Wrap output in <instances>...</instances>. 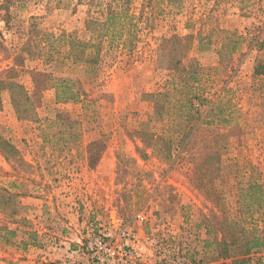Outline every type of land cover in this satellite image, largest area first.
<instances>
[{"label":"rangeland","instance_id":"rangeland-1","mask_svg":"<svg viewBox=\"0 0 264 264\" xmlns=\"http://www.w3.org/2000/svg\"><path fill=\"white\" fill-rule=\"evenodd\" d=\"M32 17L62 44L67 37L90 41L112 25L91 76L82 64L71 71L50 67L83 83L88 96L82 102L57 103L55 91L38 76L47 67L20 53ZM0 33V79L18 81L31 93L40 90L36 118H26L23 108L19 115L10 91L2 94L0 134L19 155L7 159L0 153V264H53L43 255L49 244L43 238L53 232L39 239L36 230H61L72 204L97 223L122 220L131 251L145 255L141 264H232L219 257L209 204L189 184L182 164L169 159L162 141L146 147L140 132L158 108L156 94L172 78L167 66L177 45L165 41L180 36L188 55L206 69L205 94L225 93L220 103L227 121L214 119L203 133L221 146L219 185L227 191L228 184L252 179L264 184V84L254 77L264 61L258 47L264 0H0ZM198 142L195 153L203 146ZM31 199L53 203L60 219H28L24 204ZM30 245L42 251L32 253L34 259ZM248 259L246 264H262L264 247Z\"/></svg>","mask_w":264,"mask_h":264},{"label":"trees","instance_id":"trees-1","mask_svg":"<svg viewBox=\"0 0 264 264\" xmlns=\"http://www.w3.org/2000/svg\"><path fill=\"white\" fill-rule=\"evenodd\" d=\"M111 19L114 17L111 16ZM31 20L28 42L20 49V53L31 61L42 62L47 67L38 76L45 77L47 86L55 91L57 103L82 102L88 96L81 88L82 82L66 74L57 75L50 67L59 64L71 71L72 66L78 67L82 64L83 72L86 76H91V72L101 61L102 37L107 36L112 25L107 24L105 33L93 36L90 41L67 37L62 44L54 34L39 30L36 18L32 17ZM184 40L180 36H173L165 41L167 44L177 45L170 50L171 57L167 66L172 78L165 85V89L156 94L158 108L142 124L144 130L140 132V137L148 148H155L159 141L164 142L169 159L173 158L174 162L182 164L189 184L199 190L209 204L208 221L214 233L219 236L216 242L219 257L231 260L232 264H246L252 253L264 247V184L252 179L245 185L228 184L227 191L219 185L222 160L216 156L220 155L221 146L214 138L203 136V133L207 131L205 128L210 121H227L220 103L225 93H218L214 98L205 94L208 77L206 69L197 58L188 55L191 49L189 46L185 47ZM258 45L259 51L264 50V41L258 42ZM4 47L0 33V50ZM254 77L260 78L264 84V61L260 60L256 64ZM6 90L10 91L13 106L19 115L23 108L26 118L37 117L38 88L31 93L18 81L0 79V109L3 105L2 94ZM48 122L53 121L45 119V123ZM159 124H162L163 130L158 129ZM210 135L215 138L226 136L225 133ZM200 140L203 146L195 153ZM0 153L7 159L17 158L19 155L17 148L1 134Z\"/></svg>","mask_w":264,"mask_h":264},{"label":"crops","instance_id":"crops-1","mask_svg":"<svg viewBox=\"0 0 264 264\" xmlns=\"http://www.w3.org/2000/svg\"><path fill=\"white\" fill-rule=\"evenodd\" d=\"M24 205L26 207L25 216L28 219L36 220L37 217L42 218L44 215L51 217L54 222L60 219L58 216H55L56 207L51 202L31 199ZM62 217L64 219V225L61 230L57 228L43 231L36 230L39 239L44 237L45 232H53L51 236H45L43 238L44 242L49 243L43 249L45 251L43 254L45 255L44 260H49L53 264H94L90 254L86 250L85 244L91 235L100 233L105 224L97 223L99 220L95 221V218L90 213L87 214L82 206L76 204H72L70 210ZM140 238L141 234L135 236L134 242L132 243L134 247L140 244ZM129 245L131 247V242ZM30 247L32 249L29 250L31 252L29 258L34 259L35 256L32 253H37V255L42 253L41 250L36 252V249L32 245ZM135 251L133 252L134 259H129L126 264H141L145 255L141 259L142 255L139 250Z\"/></svg>","mask_w":264,"mask_h":264},{"label":"built area","instance_id":"built-area-1","mask_svg":"<svg viewBox=\"0 0 264 264\" xmlns=\"http://www.w3.org/2000/svg\"><path fill=\"white\" fill-rule=\"evenodd\" d=\"M140 221L145 217L138 216ZM119 225L117 231L114 226ZM112 225H105L101 232L91 235L85 244L94 264H126L133 260V251L130 249L131 234L120 219H114ZM118 232V233H115Z\"/></svg>","mask_w":264,"mask_h":264}]
</instances>
